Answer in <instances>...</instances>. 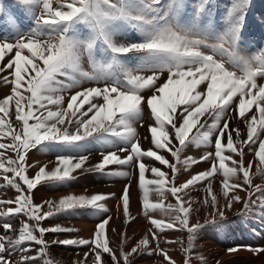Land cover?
<instances>
[{
    "label": "snow or ice",
    "instance_id": "6c2138e0",
    "mask_svg": "<svg viewBox=\"0 0 264 264\" xmlns=\"http://www.w3.org/2000/svg\"><path fill=\"white\" fill-rule=\"evenodd\" d=\"M18 3L30 14L29 26L24 28L9 15L3 23L9 26L10 34L0 35V80L10 85V93L0 98V140H10L0 142V179L4 181L0 188L10 187L17 193L14 199H0V220L24 219L18 229L7 221L0 225V264H35L48 255L45 234L75 231L60 225L42 226L59 213L84 208L108 211L103 202L109 195L103 193H68L58 200L35 203L33 191L38 186L66 185L77 178L78 171L105 172L111 165L132 164L138 169L144 215L153 226L148 234L130 251L123 244L114 250L107 236L111 217H106L96 225L91 239L52 243L88 246L89 251L83 255L85 260L91 256L92 264H133V254L149 249V254L161 255L164 264H176L169 251L160 247V236L170 230H186L187 247L181 242L182 264H193L191 253L200 230L210 225L223 229L225 211L233 203H243L247 209L253 194L264 190V185H253V161L246 164L244 159L247 148L258 161L254 175L264 177V83L258 82L264 80V47L253 52L241 48L250 0H230L219 29L210 17L203 22L210 0H196L186 23H181V14L188 7L185 0H169L162 15L151 0ZM80 26L87 29L86 34H81ZM122 26L132 29L138 39L119 41ZM98 47L103 52L100 60L95 55ZM84 55L91 72L82 68ZM82 80L94 81L97 86L73 91ZM145 108L151 144L147 150L142 148L135 126L143 125ZM233 118L246 126V137L239 127L230 126ZM93 144L116 150L102 151L100 160L86 167L89 155L84 153L90 152ZM189 145L213 146L214 151L205 152L199 159L184 156L182 160ZM38 146L59 153L50 169L47 163H27L28 153ZM9 152L14 158L6 156ZM146 158L170 172L146 165ZM201 162H209L210 167L176 183L178 165L188 170ZM34 167L38 170L30 176L28 171ZM108 174L128 176L123 171ZM216 174L222 176L219 195L225 201L223 205L213 191ZM200 184L206 186L203 203L212 211L203 223H191L196 210L184 197ZM240 191L246 192L247 198L241 197ZM152 192L159 197L155 202L150 199ZM166 193L175 198V204L164 203ZM120 199L127 223L129 185L124 186ZM157 210L168 217L167 222L151 215ZM33 244L38 246L36 255H29ZM241 250L260 253L264 247L228 249L230 253ZM17 252L19 260L14 262L10 257ZM105 255L108 260H104ZM43 264L53 261L43 259Z\"/></svg>",
    "mask_w": 264,
    "mask_h": 264
},
{
    "label": "rangeland",
    "instance_id": "374dc122",
    "mask_svg": "<svg viewBox=\"0 0 264 264\" xmlns=\"http://www.w3.org/2000/svg\"><path fill=\"white\" fill-rule=\"evenodd\" d=\"M156 12L163 14V10L167 9L169 0H151ZM185 4L188 6L186 10L181 14V23L188 22L192 17V9L196 4V0H185ZM230 7V0H210V7L208 13L203 18V22L207 23L210 17L211 21L219 29L223 25V18L226 15V10ZM14 16L17 19V23L24 28L30 24V14L26 8L18 3V0H0V35L10 34L9 26L3 23V20L7 16ZM81 34H86L87 29L80 26ZM117 39L121 42H127L129 40L138 39V35L130 28L122 26V34H118ZM261 47H264V0H250V6L246 11L244 27L242 32L241 48L245 52H253ZM96 59L102 58L103 52L99 47L95 52ZM125 59V58H121ZM135 63V60H132ZM82 68L84 71H92V68L88 62L86 55L81 60ZM151 74V73H145ZM166 79V74L165 77ZM58 79H64L58 77ZM77 79L80 77L77 75ZM259 83H264V80H258ZM163 83V80L160 81ZM97 86L96 82L82 80L73 91L79 90L82 87ZM102 86V83L99 85ZM10 93V85H7L0 80V98ZM147 94V93H146ZM67 95V93H65ZM254 111V109H253ZM234 116V114H232ZM14 121V117H13ZM148 109L144 111L143 125L137 123L135 126L139 134L142 148L147 150L151 147L150 133L148 131ZM230 126L235 128L239 127L242 130V136L246 137V126L243 123H237L235 118L231 119ZM147 137V139H146ZM111 139V138H109ZM3 143H10L9 139L0 140ZM90 152L84 154L89 155V162L86 167L97 163L101 156L102 151L108 150L115 151L114 147L102 148L99 144H93L89 146ZM214 151L213 146H200L189 145L181 156L183 160L184 156H193L199 159L205 152ZM246 155L244 157L245 163L249 160L253 161V168L250 172L253 179V185H264V177L254 175L256 170V161L254 159V153H249L247 148L245 149ZM59 153L50 150L47 147H37L30 150L27 156V163L29 165L36 164H48L49 169L54 166L55 155ZM163 154V153H162ZM227 154V153H226ZM12 156L13 153H6V156ZM167 158H170V154H167ZM237 158L234 156V159ZM51 162V163H50ZM146 165H152L156 167H162V170L169 171L166 166L159 165L151 159L144 160ZM180 171L177 173L178 179L176 183H182L186 179L190 178L192 174L199 171H203L210 167L209 162H201L190 169L185 170L182 165H178ZM38 168H30L28 174L30 176L35 174ZM127 172L128 176L109 175L108 172ZM76 179L69 181L66 185H53L43 184L38 186L33 191V199L35 203H42L45 200H58L61 196L68 193L74 194H97L103 193L109 195L103 203L108 209L107 212L97 211L92 208L77 209L75 211L62 212L52 218H49L43 222L42 226L52 227L60 225L62 227L73 228L75 231L64 233H47L45 239L49 242L48 255L43 259H51L53 264H92L91 256L85 260L84 253L89 251L88 246H63L60 244H54L53 241L63 239H91L95 231L96 225L104 218L111 217L109 224L107 225V236L110 241V247L114 250L123 247L126 251H130L136 243L143 238L144 235L149 233V229L153 228L148 217L144 215V211L141 203V192L138 187V169L135 164L132 165H111L105 172H85L79 171L75 174ZM148 178H151L150 174ZM242 179V177H241ZM222 176L216 174L212 178L213 191L218 194L220 204L225 203L220 193V181ZM4 181L0 179V184ZM125 185H129L130 203L129 212L130 218L127 223L125 222V216L123 214V207L121 196ZM205 184H200L194 188H190L187 191V195L184 197L186 200L190 199L192 203L193 211L190 217L191 223H196L199 220L204 222L207 214L212 211L210 206H205L203 203L206 196ZM241 197L247 198L246 192L240 191L238 193ZM17 193L10 187L0 188V199H14ZM165 204H175V198L166 193ZM150 199L154 202L159 199L155 192L150 193ZM7 207V205L5 206ZM156 219H165L167 222L168 217L157 210L151 213ZM227 219L222 221L224 224L223 229H218L213 226H208L198 233L195 241L191 258L193 264H264V252L256 253L249 250H241L235 253H230L229 248L237 246H251L252 248L264 247V190L255 192L251 197V202L248 204L247 209L243 203H233L230 210L225 211ZM24 217H9L4 220H0V225L4 222H10L15 228L18 229L19 221ZM115 230V231H113ZM0 234H3V229L0 227ZM13 236L16 233H9ZM160 247L166 248L169 251V255L176 261V264H182L184 254L182 252L181 242L183 247H187V232L186 230H170L161 234ZM166 240H175L176 243H166ZM27 246V245H25ZM152 248L155 247L153 242ZM33 251L28 253L29 255H36V249L38 246L32 245ZM151 249L133 254V264H164L163 257L158 253L152 252ZM202 257V259H201ZM10 259L14 262L19 260V253L13 254ZM43 259L36 260L35 264H43ZM107 255L104 256V260H108Z\"/></svg>",
    "mask_w": 264,
    "mask_h": 264
}]
</instances>
